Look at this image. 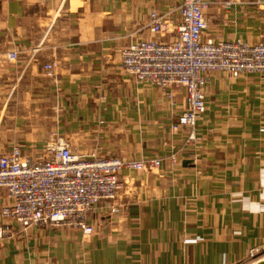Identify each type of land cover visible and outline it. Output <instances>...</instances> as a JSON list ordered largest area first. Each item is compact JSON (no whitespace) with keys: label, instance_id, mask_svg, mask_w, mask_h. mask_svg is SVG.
Wrapping results in <instances>:
<instances>
[{"label":"crops","instance_id":"0c3cea01","mask_svg":"<svg viewBox=\"0 0 264 264\" xmlns=\"http://www.w3.org/2000/svg\"><path fill=\"white\" fill-rule=\"evenodd\" d=\"M208 1L205 37L264 40V0ZM181 2L0 0V156L15 144L47 155L60 138L84 157L162 158L121 171V211L93 212L92 234L11 223L0 264H251L250 250L264 249V78L211 72L189 139L172 131L184 91L169 100L121 67L129 43L172 40L151 32L150 14ZM9 202L0 187V206Z\"/></svg>","mask_w":264,"mask_h":264},{"label":"built area","instance_id":"2783aa9c","mask_svg":"<svg viewBox=\"0 0 264 264\" xmlns=\"http://www.w3.org/2000/svg\"><path fill=\"white\" fill-rule=\"evenodd\" d=\"M208 5V0H182L171 12L153 10L151 32H171L172 40L142 39L119 51L121 67L132 78L157 87L172 101L175 91H184L186 105L172 131L175 135L186 131L189 139H195L198 120L206 109L205 86L211 72L224 71L233 77L253 73L264 78V40L249 43L240 38L205 37ZM171 14L178 15L176 27L170 23ZM17 57V51L9 53L10 59ZM44 66L51 73L56 63ZM172 158L176 160L174 155ZM161 162L159 157L141 160L95 154L84 157L60 138L49 145L47 155L33 158L24 152L22 145L15 144L0 156V187L10 199L0 206L1 217L8 221L0 223V241L11 236V223L21 228L63 225L92 234L93 212L100 210L113 216L121 211V171L124 168L151 171ZM263 252L262 247L252 248L251 263L260 260Z\"/></svg>","mask_w":264,"mask_h":264},{"label":"water","instance_id":"95a60500","mask_svg":"<svg viewBox=\"0 0 264 264\" xmlns=\"http://www.w3.org/2000/svg\"><path fill=\"white\" fill-rule=\"evenodd\" d=\"M251 264H264V258L254 262V263H251Z\"/></svg>","mask_w":264,"mask_h":264},{"label":"rangeland","instance_id":"374dc122","mask_svg":"<svg viewBox=\"0 0 264 264\" xmlns=\"http://www.w3.org/2000/svg\"><path fill=\"white\" fill-rule=\"evenodd\" d=\"M178 119V118H177ZM189 138V137H188ZM3 241V240H2ZM2 241H0V242H2ZM264 250V249H263Z\"/></svg>","mask_w":264,"mask_h":264}]
</instances>
